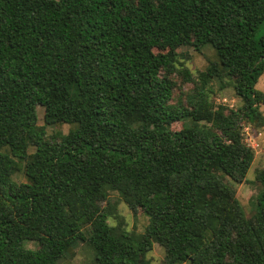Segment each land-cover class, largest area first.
Listing matches in <instances>:
<instances>
[{
	"label": "trees",
	"instance_id": "trees-1",
	"mask_svg": "<svg viewBox=\"0 0 264 264\" xmlns=\"http://www.w3.org/2000/svg\"><path fill=\"white\" fill-rule=\"evenodd\" d=\"M262 26L264 0H0V264L79 243L90 264H151L155 242L164 264H264V169L250 216L224 181L250 169L243 122L264 126ZM206 45L217 61L172 103L177 49ZM215 78L240 108L210 101ZM38 105L70 130L48 136ZM111 192L144 232L110 223Z\"/></svg>",
	"mask_w": 264,
	"mask_h": 264
},
{
	"label": "rangeland",
	"instance_id": "rangeland-1",
	"mask_svg": "<svg viewBox=\"0 0 264 264\" xmlns=\"http://www.w3.org/2000/svg\"><path fill=\"white\" fill-rule=\"evenodd\" d=\"M264 27L258 32V36L262 34ZM157 51V49H156ZM177 60L175 62L176 70L172 74L176 86L173 90L172 103L179 101L186 104L187 95L192 92L195 83L188 80V74L197 79L201 71L207 70L210 65L217 61L214 49L210 45H206L201 50H196L193 46H181L177 49ZM257 89L264 92V73L259 78L256 85ZM209 99L214 105L225 104L230 108L238 109L241 107V99L237 96L233 82L229 78L223 80L215 78L209 86ZM261 110L264 113V104H261ZM38 124L45 125L48 136L67 133L72 127L66 123H53L42 105L37 106ZM186 121L174 122L172 129H180L186 126ZM243 133L246 142L252 147L253 154L250 158V169L247 173L246 180L243 183H236L230 178H224V181L236 190V196L243 205L246 214L252 215L256 209V195L261 189V183L257 180V172L264 169V126L255 127L251 124L243 122ZM16 181H26L23 172L14 175ZM110 202L115 206V217L110 218V223L116 224L119 220H123L124 225L129 230L136 232H144L149 219L140 210L133 212L127 203L119 196L117 192H111ZM107 206L108 202L105 201ZM27 247L35 248V242H27ZM151 264H164L165 249L158 242L154 243L153 249L148 253ZM94 259L93 250L86 243H79L64 257L59 264H90Z\"/></svg>",
	"mask_w": 264,
	"mask_h": 264
}]
</instances>
